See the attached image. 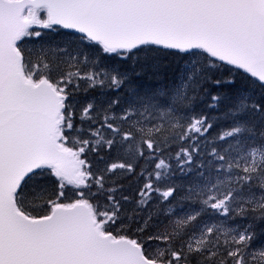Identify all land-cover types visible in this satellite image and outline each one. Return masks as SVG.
<instances>
[{"label": "snow or ice", "instance_id": "1", "mask_svg": "<svg viewBox=\"0 0 264 264\" xmlns=\"http://www.w3.org/2000/svg\"><path fill=\"white\" fill-rule=\"evenodd\" d=\"M0 264H264V0H0Z\"/></svg>", "mask_w": 264, "mask_h": 264}]
</instances>
